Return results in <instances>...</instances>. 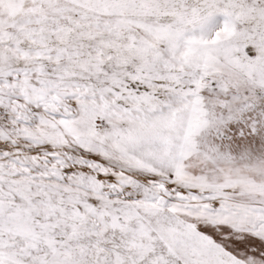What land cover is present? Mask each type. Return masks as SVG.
Listing matches in <instances>:
<instances>
[{"label":"snow or ice","instance_id":"6c2138e0","mask_svg":"<svg viewBox=\"0 0 264 264\" xmlns=\"http://www.w3.org/2000/svg\"><path fill=\"white\" fill-rule=\"evenodd\" d=\"M0 264H264V0H0Z\"/></svg>","mask_w":264,"mask_h":264}]
</instances>
